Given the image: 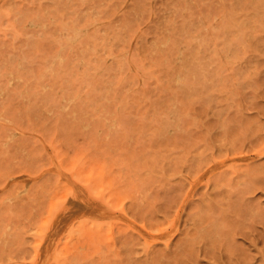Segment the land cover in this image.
<instances>
[{"label": "rangeland", "instance_id": "374dc122", "mask_svg": "<svg viewBox=\"0 0 264 264\" xmlns=\"http://www.w3.org/2000/svg\"><path fill=\"white\" fill-rule=\"evenodd\" d=\"M0 264H264V0H0Z\"/></svg>", "mask_w": 264, "mask_h": 264}, {"label": "bare ground", "instance_id": "6f19581e", "mask_svg": "<svg viewBox=\"0 0 264 264\" xmlns=\"http://www.w3.org/2000/svg\"><path fill=\"white\" fill-rule=\"evenodd\" d=\"M248 2V1H247ZM261 2H263V1H261ZM253 21V20H252ZM247 26V28H248V25H246ZM235 28V27H234ZM250 30H251V28H250ZM245 34V33H244ZM227 36V35H226ZM247 36V35H246ZM238 38V37H237ZM230 49V48H229ZM47 235H49V234H47ZM46 235V236H47ZM46 236L44 237V238H46ZM46 242V241H45ZM44 245V244H43Z\"/></svg>", "mask_w": 264, "mask_h": 264}]
</instances>
